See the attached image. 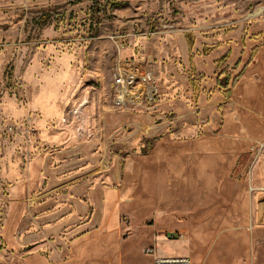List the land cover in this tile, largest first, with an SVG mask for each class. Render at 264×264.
<instances>
[{
    "label": "rangeland",
    "instance_id": "374dc122",
    "mask_svg": "<svg viewBox=\"0 0 264 264\" xmlns=\"http://www.w3.org/2000/svg\"><path fill=\"white\" fill-rule=\"evenodd\" d=\"M262 187L264 0H0V264H264Z\"/></svg>",
    "mask_w": 264,
    "mask_h": 264
},
{
    "label": "built area",
    "instance_id": "2783aa9c",
    "mask_svg": "<svg viewBox=\"0 0 264 264\" xmlns=\"http://www.w3.org/2000/svg\"><path fill=\"white\" fill-rule=\"evenodd\" d=\"M114 44L118 53L110 62L113 102L119 106L127 102L144 108L151 106L157 93L156 76L151 60L139 56L123 59L120 57L123 42L120 40ZM75 134L78 139L83 138L87 134L85 127L82 124L77 125ZM147 252L153 253V249ZM153 264H191V261L187 256H155Z\"/></svg>",
    "mask_w": 264,
    "mask_h": 264
},
{
    "label": "crops",
    "instance_id": "0c3cea01",
    "mask_svg": "<svg viewBox=\"0 0 264 264\" xmlns=\"http://www.w3.org/2000/svg\"><path fill=\"white\" fill-rule=\"evenodd\" d=\"M137 56H139L140 58H146V55L145 56H143L141 53H139ZM148 58L150 59V57L148 56ZM261 189H264V187H262Z\"/></svg>",
    "mask_w": 264,
    "mask_h": 264
}]
</instances>
